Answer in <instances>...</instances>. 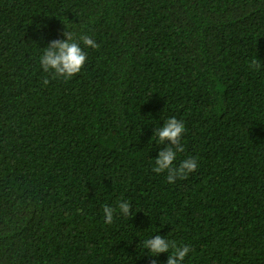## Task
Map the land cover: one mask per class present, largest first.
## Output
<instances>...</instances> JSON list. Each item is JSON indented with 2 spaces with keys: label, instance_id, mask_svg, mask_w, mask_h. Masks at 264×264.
<instances>
[{
  "label": "trees",
  "instance_id": "1",
  "mask_svg": "<svg viewBox=\"0 0 264 264\" xmlns=\"http://www.w3.org/2000/svg\"><path fill=\"white\" fill-rule=\"evenodd\" d=\"M68 31L99 47L65 79L40 57ZM157 236L264 264V0H0V264H167Z\"/></svg>",
  "mask_w": 264,
  "mask_h": 264
},
{
  "label": "clouds",
  "instance_id": "2",
  "mask_svg": "<svg viewBox=\"0 0 264 264\" xmlns=\"http://www.w3.org/2000/svg\"><path fill=\"white\" fill-rule=\"evenodd\" d=\"M64 35L66 39L53 40L50 45L44 49L40 57V63L44 72L47 73L49 70H52L55 76H63L65 79H68L79 73L87 60V53L80 46V41H82L84 45L92 48H97L99 45L88 35H81L79 41L74 38L72 32H65ZM250 66L252 68H258V60L253 59ZM184 132L185 124L181 120L171 117L166 121L165 127L159 129L154 135L158 137L161 142L167 138L170 139L174 145H178L175 150L169 147L167 151H162L160 157L155 160L156 167L154 171L159 173L167 170L169 172L167 176L169 183H174L177 177H184L197 168V159L194 157L183 160L178 168L173 169L171 167L173 161L177 159V153L183 151L181 137ZM119 206L125 213L130 211L131 206L129 204H120ZM104 212L105 223L111 224L114 210L105 207ZM145 247L150 248L151 253L154 255L162 252H169L170 249H173L174 251L172 255H170L167 264H181L191 250L190 246L187 245L177 246L173 241L166 242L161 236L147 240ZM153 264H155V262H153Z\"/></svg>",
  "mask_w": 264,
  "mask_h": 264
}]
</instances>
